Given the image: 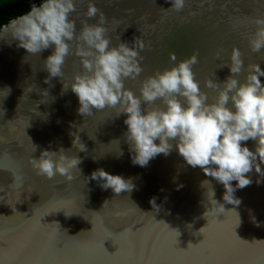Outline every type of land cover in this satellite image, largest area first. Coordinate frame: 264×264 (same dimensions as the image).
I'll return each instance as SVG.
<instances>
[{"label": "water", "instance_id": "1", "mask_svg": "<svg viewBox=\"0 0 264 264\" xmlns=\"http://www.w3.org/2000/svg\"><path fill=\"white\" fill-rule=\"evenodd\" d=\"M75 3L71 18L77 31L83 20L99 22V14L85 16L94 4L113 46L119 41L135 46L136 40L145 45L143 72L124 81L136 95L140 80L176 62L170 53L177 61L199 53L193 71L210 98L203 82L212 72L220 82L230 75L227 66L217 67L233 47L246 65L258 63L264 70V49L249 48L254 21L264 18V0H185L179 12L171 0ZM24 14L0 25V89L11 88L3 102L0 93V264H264V177L258 184L255 171L249 173L252 184L236 188L240 203L233 205L223 200V185L187 165L175 146L146 167L134 165L124 137L126 114L114 117L111 109L79 114L70 87L64 91L59 78L44 82L43 62L53 49L33 55L15 40L8 43L5 26ZM80 71V58L68 56L63 82L70 84ZM70 133L86 149H72L82 159L80 173L70 181L38 175L29 164L32 156L38 158L41 149H70ZM245 146L255 150L254 141ZM98 168L130 179L133 190L116 194L101 188L91 178ZM205 180L210 183L202 186Z\"/></svg>", "mask_w": 264, "mask_h": 264}, {"label": "clouds", "instance_id": "2", "mask_svg": "<svg viewBox=\"0 0 264 264\" xmlns=\"http://www.w3.org/2000/svg\"><path fill=\"white\" fill-rule=\"evenodd\" d=\"M184 6L185 0H171V7L177 12ZM74 12L75 0H39L26 14L5 26L4 32L10 36L8 43L15 40L18 47L33 55L52 48L43 62L42 70L48 73L44 82L59 78L64 91L70 87L78 98L79 114L91 115L93 109H111L114 117L126 114L124 137L134 165L146 167L157 155L168 156L175 146L187 165L199 167L206 176L223 185L225 202L239 205L234 192L236 188L252 184L248 174L255 171L258 184L259 177H264L261 168L264 165V83L260 80L264 70L259 64L246 65L243 53L233 47L228 61L217 67L227 66L230 75L220 82L212 72L203 82L204 88L213 94L210 98L193 71V66L199 63V53L179 61L170 53V60L176 62L140 80L139 95H136L124 86V81L136 80L143 72L140 51L145 45L136 40L135 46L121 41L113 46L104 27V15L94 4L88 5L85 16L92 18L99 14V22L89 24L83 20L77 31L76 20L71 18ZM254 22L257 29L249 38V48L259 53L264 49V18ZM73 54L80 58L82 71L74 75L70 84H65L63 67L66 58ZM216 56L219 58L220 53ZM0 93L3 102L11 94V88L5 86ZM249 140L255 142L254 151L245 146ZM77 141L78 137H73L72 147L67 150L63 147L56 151L41 149L38 158L32 156L29 160L30 166L48 180L57 176L72 180L75 173H80L82 162L76 153L86 150ZM33 145L35 151L38 146ZM73 148L77 149L75 154H72ZM91 178L100 181L101 188H110L116 194L134 188L130 179L102 168L94 170ZM209 183L205 180L202 186ZM211 195L215 196L213 189ZM151 203L154 207L155 202Z\"/></svg>", "mask_w": 264, "mask_h": 264}, {"label": "trees", "instance_id": "3", "mask_svg": "<svg viewBox=\"0 0 264 264\" xmlns=\"http://www.w3.org/2000/svg\"><path fill=\"white\" fill-rule=\"evenodd\" d=\"M34 3H39V0H0V25L17 15L26 13Z\"/></svg>", "mask_w": 264, "mask_h": 264}]
</instances>
